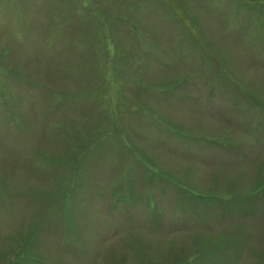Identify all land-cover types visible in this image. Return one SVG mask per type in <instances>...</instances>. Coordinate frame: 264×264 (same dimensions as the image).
Returning a JSON list of instances; mask_svg holds the SVG:
<instances>
[{"label": "rangeland", "instance_id": "1", "mask_svg": "<svg viewBox=\"0 0 264 264\" xmlns=\"http://www.w3.org/2000/svg\"><path fill=\"white\" fill-rule=\"evenodd\" d=\"M0 264H264V0H0Z\"/></svg>", "mask_w": 264, "mask_h": 264}]
</instances>
